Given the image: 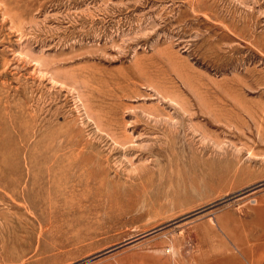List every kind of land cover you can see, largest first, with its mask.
Segmentation results:
<instances>
[{
    "label": "rangeland",
    "instance_id": "1",
    "mask_svg": "<svg viewBox=\"0 0 264 264\" xmlns=\"http://www.w3.org/2000/svg\"><path fill=\"white\" fill-rule=\"evenodd\" d=\"M8 2L0 264H264V0Z\"/></svg>",
    "mask_w": 264,
    "mask_h": 264
},
{
    "label": "bare ground",
    "instance_id": "2",
    "mask_svg": "<svg viewBox=\"0 0 264 264\" xmlns=\"http://www.w3.org/2000/svg\"><path fill=\"white\" fill-rule=\"evenodd\" d=\"M9 0H0V4L4 7L2 10L4 11V16H8V18L7 19H9V17H12L11 16V9H10V5H8L9 4V2H8ZM13 8V7H12ZM1 12V11H0ZM2 16V15H1ZM14 16V15H13ZM15 17V16H14ZM17 17V16H16ZM6 18V17H5ZM1 19H4V17L2 16V18ZM17 20V19H16ZM3 20H0V22H2ZM8 21V20H7ZM13 21V20H12ZM4 22V21H3ZM5 23V22H4ZM3 23V24H4ZM21 23V22H20ZM20 23H19V25H20ZM12 24V23H11ZM7 25H8V23H7ZM16 26V25H15ZM15 26H14V28H15ZM19 27V26H18ZM5 28V27H4ZM1 29V28H0ZM16 29V28H15ZM19 29V28H18ZM18 29H16L17 31H18ZM9 30H11L10 28H9ZM21 31V30H20ZM7 32V31H6ZM7 34V33H6ZM9 34V33H8ZM11 34V33H10ZM12 35V34H11ZM7 36V35H6ZM8 37V36H7ZM1 38V37H0ZM4 40V39H3ZM8 40H9V37H8ZM9 42V41H8ZM2 52V51H1ZM0 52V53H1ZM30 60V59H29ZM28 61V60H27ZM39 64V63H38ZM7 66V65H6ZM15 67V66H14ZM14 67H13V70H14ZM18 68V67H17ZM33 70V69H32ZM17 71V70H16ZM7 72V71H6ZM15 72V71H14ZM47 72H49V71H47ZM46 72V73H47ZM4 73V72H3ZM8 73V72H7ZM41 73V72H40ZM51 74V73H50ZM46 75V74H45ZM52 75V74H51ZM44 76V75H43ZM42 77V76H41ZM51 77V76H50ZM49 77V78H50ZM51 80V79H50ZM51 81H53V80H51ZM56 82V81H55ZM184 99V98H183ZM198 101V100H197ZM179 103H181V102H179ZM183 103V102H182ZM179 105V109L181 110V113H184V114H186V113H188L189 114V112L185 109V108H183V107H181V105L180 104H178ZM234 105H235V103H234ZM191 107V106H190ZM199 107V106H198ZM238 107V106H237ZM176 109V108H175ZM178 109V108H177ZM237 109V108H236ZM243 111H241V113H242ZM261 112V111H260ZM177 113H179V112H177ZM262 113V112H261ZM207 115H208V117H206L204 120H205V125L207 124V125H211L213 122L215 123V122H222V121H220V117L219 116H216L215 114H213V113H206ZM235 114V113H234ZM206 115V116H207ZM246 116H247V114H246ZM180 117V116H179ZM183 117V116H182ZM185 117V116H184ZM238 119V118H237ZM248 119V118H247ZM149 120H151L152 122H153V124H152V126H153V128H155L158 124V120H157V116H150L149 117ZM166 120V122L168 123V125L169 126H171L172 125V123L170 124V122L169 121H167L168 120V118L167 119H165ZM170 120V119H169ZM170 121H173V120H170ZM183 121V120H182ZM239 121V120H238ZM175 122V121H174ZM228 124H230V123H228ZM186 126V125H185ZM249 126V125H248ZM183 127V126H182ZM196 127V126H195ZM158 128V127H157ZM170 128V127H169ZM203 128H204V126H203ZM235 129V128H234ZM154 130V129H153ZM156 130V129H155ZM154 130V131H155ZM158 130V129H157ZM170 130H172L171 128H170ZM175 131V130H174ZM174 131H171V133H174ZM181 131V130H180ZM240 131V130H239ZM239 131H237V132H239ZM157 132V131H156ZM181 132H183V131H181ZM192 132H194V131H192ZM191 132V133H192ZM241 132H242V130H241ZM146 133H147V131H146ZM149 133V132H148ZM147 133V134H148ZM177 133V132H176ZM205 133V132H204ZM194 134V133H193ZM171 135V134H170ZM177 135V134H176ZM180 135V134H179ZM112 136V135H111ZM143 137H145L144 136V134L142 135ZM147 136H149V135H147ZM168 136V135H167ZM194 136V135H193ZM244 136V135H243ZM142 137V138H143ZM149 137H151V136H149ZM153 137V136H152ZM173 137V136H172ZM203 137H205V136H203ZM148 138V137H147ZM174 138V137H173ZM206 138V137H205ZM114 138H112L111 140L112 141H114L113 140ZM176 139V138H175ZM150 140V139H149ZM216 140H217V138H216ZM208 141V140H207ZM215 141V140H214ZM213 141V142H214ZM114 144H118L119 146V148L123 145V143H125V142H123V143H119L118 141H114L113 142ZM215 143V142H214ZM218 143V142H217ZM225 143V142H224ZM211 144V143H210ZM209 144V145H210ZM247 144V143H246ZM246 144H244L243 145V148L244 149H246V147H244ZM220 145H222V143H220ZM220 145H218V146H220ZM233 145V144H232ZM116 147H117V145H115ZM217 146V147H218ZM223 146V145H222ZM107 147V146H106ZM114 147V146H113ZM242 147V146H241ZM240 147V148H241ZM250 147V146H249ZM248 147V148H249ZM215 148H216V145H215ZM219 148V147H218ZM225 148V146L223 147V149ZM239 148V149H240ZM242 148V149H243ZM213 149V148H212ZM217 149V148H216ZM215 149V150H216ZM250 149V148H249ZM148 150H149V154H154V151H153V149H152V147H149L148 148ZM217 150H220V148L219 149H217ZM222 150V149H221ZM116 151V150H115ZM214 151V150H213ZM236 151V150H235ZM237 151H239V150H237ZM237 151L235 152V153H237ZM244 151V150H243ZM114 152V151H113ZM117 152V151H116ZM119 152H120V150H119ZM122 152V151H121ZM219 152V151H218ZM241 153H242V151H241ZM248 153H250L249 155H251V157L253 156V157H255L253 154H252V152H248ZM115 154V153H114ZM249 158H250V156H249ZM248 158V159H249ZM119 159V158H118ZM117 161V160H116ZM15 169V168H14ZM79 170V169H78ZM52 171V173L54 172V170H51L50 169V172ZM48 174V173H47ZM51 174V173H50ZM54 174V173H53ZM51 176H52V174H51ZM80 183H82V182H80ZM84 183V182H83ZM31 185V184H30ZM84 185V184H83ZM87 185V184H86ZM21 188V187H20ZM34 188V187H33ZM72 189H73V187H71ZM3 189H6V186L5 185H1L0 186V192H4V191H2ZM24 191V190H23ZM27 191H29V193H31L32 192V189H31V187L29 188V190H27ZM11 192V191H10ZM25 192V191H24ZM5 193V192H4ZM29 193H25L24 194V199L27 201V206L26 207H28V209H30V210H33L36 206V204H37V202L35 203V205H34V201L32 202V200H29L28 198H27V196L29 195ZM14 194H16L15 193V191H14V193L12 194V195H10V196H8L9 198H10V201H12L13 203H15L16 202V198H14L15 196H14ZM13 212V211H12ZM31 212V211H30ZM29 212V213H30ZM33 213V211L31 212V214ZM34 214V213H33ZM11 215V214H10ZM0 216H1V214H0ZM2 216H3V218H5V216L3 215V213H2ZM2 216H1V218H2ZM32 216V215H31ZM32 218H38V216L36 215V214H34V216L32 217ZM6 219V218H5ZM5 219H4V221H5ZM11 221V220H10ZM6 222V221H5ZM43 222H44V220H43ZM8 225V224H7ZM10 226V225H9ZM19 226V225H18ZM26 233H27V230H18V231H2V232H0V262H3V261H8V262H11V261H16V260H19V258H21L22 256H24L25 255V253L26 252H28V251H31V248H32V246H31V239L26 235ZM31 238H32V236H31ZM27 254V253H26ZM20 261V260H19Z\"/></svg>",
    "mask_w": 264,
    "mask_h": 264
}]
</instances>
